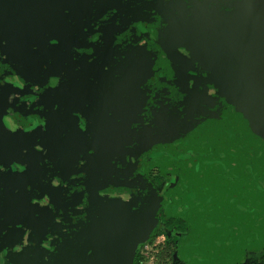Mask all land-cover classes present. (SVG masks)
Returning <instances> with one entry per match:
<instances>
[{
  "label": "water",
  "instance_id": "95a60500",
  "mask_svg": "<svg viewBox=\"0 0 264 264\" xmlns=\"http://www.w3.org/2000/svg\"><path fill=\"white\" fill-rule=\"evenodd\" d=\"M0 168L2 264H130L151 168L179 257L236 263L264 237V0H0Z\"/></svg>",
  "mask_w": 264,
  "mask_h": 264
},
{
  "label": "trees",
  "instance_id": "16d2710c",
  "mask_svg": "<svg viewBox=\"0 0 264 264\" xmlns=\"http://www.w3.org/2000/svg\"><path fill=\"white\" fill-rule=\"evenodd\" d=\"M149 180L158 186L166 185L163 180L160 178V175L157 170H153L148 175ZM163 227L157 230L156 236L165 235L166 242L160 248L158 255H157V263L159 264H186L180 260L175 259L176 254V243H177V236L169 237L168 233L171 231L176 232H185L186 230V223L182 220H164L162 223ZM143 257L140 254H135L134 257V264H142Z\"/></svg>",
  "mask_w": 264,
  "mask_h": 264
},
{
  "label": "rangeland",
  "instance_id": "374dc122",
  "mask_svg": "<svg viewBox=\"0 0 264 264\" xmlns=\"http://www.w3.org/2000/svg\"><path fill=\"white\" fill-rule=\"evenodd\" d=\"M153 170H157L160 175H162L164 178H167L168 180H170L172 177L175 178L177 176V174L175 172L165 170V169H161V168H151V169L147 170V172L145 174V182H146L147 186L149 187V190L151 192L155 193V195H156L155 187L148 178L149 173ZM165 190H166V188H165ZM157 200H158L157 201L158 206H157V210L154 214L156 219H157V213H158L160 206H161L160 199L157 198ZM158 229H160V226H159V222L157 219L155 226H154L153 230L151 231V233L148 236L141 238L139 241H137L135 243V246H134L133 251H132V261L130 264H134V257H135V254H137V253L143 257L142 264H159V263H157V255H158L160 248L163 245L162 244L163 243V237L155 235Z\"/></svg>",
  "mask_w": 264,
  "mask_h": 264
},
{
  "label": "flooded vegetation",
  "instance_id": "af4514ba",
  "mask_svg": "<svg viewBox=\"0 0 264 264\" xmlns=\"http://www.w3.org/2000/svg\"><path fill=\"white\" fill-rule=\"evenodd\" d=\"M160 178L166 184L163 187L162 186L160 187V186L155 185V184L152 183L154 185V187H155L157 198H159L160 201H162V202H164V200L166 199L167 202L170 203L171 202V198L169 196L168 197L166 196L164 190H165V188L167 189L169 183L174 181L175 178L172 177L170 180H168L167 178H164L162 175H160ZM157 219H158V222H159V226L161 228V227H163L162 223L164 222V220H169V219L177 220L178 218H169V217H167L165 215V213H164L163 205L161 204L160 209H159V211L157 213ZM179 220H181V219H179ZM185 226H186L185 232L171 231V232L168 233V236L169 237L177 236V241H178L179 235L180 234H184L187 231V224ZM161 237H163V243L162 244L164 245L165 242H166V236L165 235H161ZM174 257H175L176 260H180V261L184 262L178 255L177 243H176V254H175ZM184 263H186V262H184ZM234 264H264V237L261 240L259 246L245 248V250L243 251L242 258L239 261H237L236 263H234Z\"/></svg>",
  "mask_w": 264,
  "mask_h": 264
},
{
  "label": "snow or ice",
  "instance_id": "6c2138e0",
  "mask_svg": "<svg viewBox=\"0 0 264 264\" xmlns=\"http://www.w3.org/2000/svg\"><path fill=\"white\" fill-rule=\"evenodd\" d=\"M65 14H67V13H65ZM83 32L85 33V32H88V29L87 28H84L83 29ZM60 46H61V41H60V39H58V38H51V39H49L48 40V47H50V48H60ZM75 48H87V47H73L72 48V52L74 51V49ZM85 56H87V57H90V59H88L87 60V63L89 64V65H91L92 63H93V61L96 59V57L94 56V55H81V56H79V57H85ZM73 59H76V57H73ZM45 70H47V65H45ZM105 72H107L108 71V69H107V67H105L104 69H103ZM77 71H79V69H77ZM51 76H56V75H51ZM59 77V85H60V83H61V77L60 76H58ZM45 84H47V82L45 83ZM143 85V84H142ZM142 85H141V91H143V88H142ZM53 86H56V84H55V82H54V85ZM57 107H59V106H57ZM85 107L87 108V105H85ZM77 112H79L80 113V115H82L83 117H84V119L86 120V117H85V115L84 114H82V112H80V111H73V112H71V118H73L76 122H77V124H76V127L78 128V131H79V133L80 134H82V135H87V130L85 131L84 130V128L83 127H81V126H79V124H78V120L76 119V118H74V116H73V114L74 113H77ZM132 125H134V123H132L131 124V126ZM40 148H42V149H44L43 147H41L40 146ZM45 150V149H44ZM36 153V152H35ZM87 155L88 156H93L94 155V150H92V149H90L89 151H88V153H87ZM81 161V159L78 161V163ZM84 161V166H85V163H86V161L85 160H83ZM47 162V160H44L43 161V164L44 163H46ZM77 163V164H78ZM80 168H83V167H80ZM79 168V169H80ZM3 171V169L2 168H0V172H2ZM21 171L22 172H24V169H21ZM89 255H91L90 253H89ZM0 264H2V261H0Z\"/></svg>",
  "mask_w": 264,
  "mask_h": 264
},
{
  "label": "bare ground",
  "instance_id": "6f19581e",
  "mask_svg": "<svg viewBox=\"0 0 264 264\" xmlns=\"http://www.w3.org/2000/svg\"><path fill=\"white\" fill-rule=\"evenodd\" d=\"M173 172H175V171H173Z\"/></svg>",
  "mask_w": 264,
  "mask_h": 264
}]
</instances>
